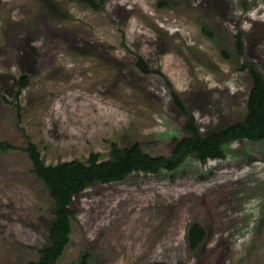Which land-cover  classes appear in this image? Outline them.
Masks as SVG:
<instances>
[{"label":"rangeland","instance_id":"374dc122","mask_svg":"<svg viewBox=\"0 0 264 264\" xmlns=\"http://www.w3.org/2000/svg\"><path fill=\"white\" fill-rule=\"evenodd\" d=\"M246 61L264 75V0H0V140L17 147L0 150V264L36 260L48 241L53 200L28 139L47 165L107 159L113 143L169 155L186 121L173 91L215 133L246 117ZM225 153L87 188L60 263L88 251L90 264H264V140ZM195 223L207 237L192 250Z\"/></svg>","mask_w":264,"mask_h":264},{"label":"trees","instance_id":"16d2710c","mask_svg":"<svg viewBox=\"0 0 264 264\" xmlns=\"http://www.w3.org/2000/svg\"><path fill=\"white\" fill-rule=\"evenodd\" d=\"M203 32L216 40L215 33L206 27H203ZM235 45L237 54L243 56L244 45L241 33L236 35ZM223 53L228 57L226 52ZM136 64L141 72L146 75L151 74V69L141 56L138 57ZM241 71L249 72L253 82L247 99L246 117L209 135L203 134L181 95L173 91L174 101L186 116V121L183 126L185 134L181 138L174 139L169 155H152L144 149V144L141 142H135L127 147L113 143L107 159H102L101 154L94 153L86 162L72 160L47 165L38 146L28 139V145L24 149L32 160L34 173L49 190L53 200V218L48 223L47 244L39 249L38 259L27 264H62L60 259L71 243L73 221L76 217L73 202L87 188L97 184L120 182L134 173L157 175L162 171H168L174 174L190 157L205 164L209 160L225 159V147L230 143L246 139L254 142L263 141L264 75L255 63L249 61L242 64ZM159 74L164 77L162 73ZM21 84L19 94L29 84L26 76L22 78ZM167 84L171 86L169 81ZM14 149L17 147L0 140L2 152ZM206 237L205 228L199 223L193 224L188 234V243L192 250H197L205 242ZM91 261V253L84 251L78 264H90Z\"/></svg>","mask_w":264,"mask_h":264},{"label":"bare ground","instance_id":"6f19581e","mask_svg":"<svg viewBox=\"0 0 264 264\" xmlns=\"http://www.w3.org/2000/svg\"><path fill=\"white\" fill-rule=\"evenodd\" d=\"M204 134V133H203ZM247 140V139H246ZM215 160V159H214Z\"/></svg>","mask_w":264,"mask_h":264}]
</instances>
